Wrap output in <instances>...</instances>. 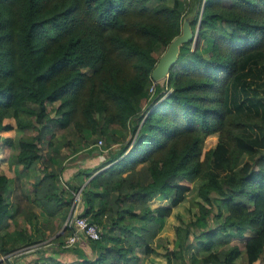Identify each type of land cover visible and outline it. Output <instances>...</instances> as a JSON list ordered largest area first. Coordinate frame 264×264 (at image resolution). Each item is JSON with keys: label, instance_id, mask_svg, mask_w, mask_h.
Listing matches in <instances>:
<instances>
[{"label": "trees", "instance_id": "trees-1", "mask_svg": "<svg viewBox=\"0 0 264 264\" xmlns=\"http://www.w3.org/2000/svg\"><path fill=\"white\" fill-rule=\"evenodd\" d=\"M194 10L195 44L151 94L153 69ZM251 63L264 66V0H0L2 147L31 131L0 152V257L35 247L31 264H61L44 253L61 248L80 204L101 239L71 264H141L139 250L160 248L166 264H264V85L254 103L232 88ZM95 149L107 156L81 172L90 180L76 200L63 165ZM16 177L29 198L18 216ZM156 193L171 206L152 209ZM184 202L195 211L174 248L154 246ZM39 213L61 224L39 226Z\"/></svg>", "mask_w": 264, "mask_h": 264}, {"label": "crops", "instance_id": "crops-1", "mask_svg": "<svg viewBox=\"0 0 264 264\" xmlns=\"http://www.w3.org/2000/svg\"><path fill=\"white\" fill-rule=\"evenodd\" d=\"M7 154H8V156L12 155L11 153H7ZM106 156H107L106 154H100L98 149H95L92 151L82 150V151L74 154L72 157H70L68 160L65 161V163L63 165V172L61 175L62 183H64L65 185H70V186H72V185L73 186H79L80 185L79 191L75 194V199L79 195L80 190L83 187H85L90 180V178L84 179L85 177H84L83 173L91 171L92 169H94L97 165L100 164V162L102 160H104V158ZM81 172H83V173H81ZM93 175H95V173ZM13 191H14V194H16L18 196V199L16 200V202H12L13 199L11 198V200H10L11 201V209L18 216L22 212V210L28 205V200H29L27 191L23 187L21 179L19 177H16L14 180ZM12 197H14V196H12ZM149 204H150L152 209L157 208V207H168V206H171V201H170V199L164 198L161 194L156 193V194L152 195L151 199L149 200ZM78 205L76 206L77 207V213L80 214L83 211V206L80 204H78ZM179 206L180 205L173 207V211H172L171 215H173L175 213V211H177ZM35 210L37 211V209H35ZM170 219H171V217H169V220L166 221V224H165L162 232L155 239L154 246H156L159 243V239H163L164 241L168 240V242H173V240L176 238L175 229L173 228L174 231H171V227L169 226V224H170L169 221H171ZM66 220H64L62 223L63 227H64ZM34 222H36V220ZM37 222H38L39 226L42 223H46V224H50V225H54V226H59V224H61V222H59V218H56V217L50 218L47 216H43L40 213H39V216L37 218ZM61 229H62V227L59 228L58 233L61 231ZM52 238L53 237H50L48 240H51ZM47 248L49 249V251L44 253V255L48 256V257L51 256V257L55 258V260H57L61 264H71V263L75 262L76 260H79L82 254L83 255L87 254L89 256L90 255L92 256L89 245L85 240L80 241L75 246L70 247V248H62L61 247V248L55 249L54 244H52L51 246H49ZM138 253H139V256L141 257V264H146V262H144V261H146L147 255L143 252L142 249L139 250ZM14 257H16V258L12 259V257H11V260H13L17 264H31V262L33 260L41 257V251L37 252V251L33 250L29 253L22 254L21 256H18V257L14 256ZM153 258L157 261L160 260L156 256V253L151 254L150 256H148V259H152V260H150L151 264H152V261L154 260ZM161 258H162L161 259L162 261L160 262V264H166L167 261L165 262L164 258L163 257H161Z\"/></svg>", "mask_w": 264, "mask_h": 264}, {"label": "rangeland", "instance_id": "rangeland-1", "mask_svg": "<svg viewBox=\"0 0 264 264\" xmlns=\"http://www.w3.org/2000/svg\"><path fill=\"white\" fill-rule=\"evenodd\" d=\"M247 69L248 70H246L244 73L245 76H243L239 82H235L234 85H232V88L235 92H239L240 96H242V97L245 94V96L249 98L250 103H254L255 102V97H254L255 94H257V93L259 94V90H258L259 86L264 85L263 77L260 74V72L262 70H264V66H260L258 64H252L251 63ZM243 82H245V85H241ZM241 88L242 89L245 88L246 93H243ZM252 88H254V89L251 92ZM241 98H239L237 102H239L241 100ZM230 105L233 107L234 103H230ZM259 113H261V112L259 111ZM30 134H31V131H29V130H27V131L16 130L14 132V137L12 139L11 144H8V146L5 148L2 147L3 146V138L0 137V152H4L3 149H6L8 151V153H11V154L15 153L19 149L20 144L22 143V140L27 138ZM64 134L67 137L71 136L70 130L65 132ZM56 139L59 141H66L65 137L63 135H61V133L59 135H56ZM216 143H217V135L216 134L211 135L206 139L205 147H206V149L212 148L215 146ZM13 196L14 197H12V199H13L12 202H16V200L18 199V196L16 194H14V191H13ZM194 211H195V209H193L190 206L189 202H184V203L180 204L177 211H175V213L170 216L171 221H169V223H170L169 226L171 227V231H174L173 228L175 229L178 224H186V223L190 222L193 219ZM168 220H169V218H167V221ZM245 239L246 238H243V239L234 238L232 241V244H237L240 246V248L243 249ZM191 241L194 242L195 244H197V241L195 240V238H192ZM164 242L166 243V246H169V247L171 246V248H174V246H175V244H174L175 239L173 240V242H168V240H165ZM223 246H224V244L223 245L218 244V245H216L215 248L217 249V248H221ZM200 253H201V250L199 251L198 256H200ZM14 255L15 254L11 255L12 259L16 258V257H13ZM156 256L160 260L157 261L153 258L154 259L153 263H154V261L160 263L162 261L161 257H163L164 261L166 262L165 249L164 248L158 249ZM150 260H152V259H148V256H147V259L144 262H146V264H151Z\"/></svg>", "mask_w": 264, "mask_h": 264}, {"label": "built area", "instance_id": "built-area-1", "mask_svg": "<svg viewBox=\"0 0 264 264\" xmlns=\"http://www.w3.org/2000/svg\"><path fill=\"white\" fill-rule=\"evenodd\" d=\"M155 83L156 82L154 81L150 88L151 94L154 92ZM102 145V140H99L96 144L99 149L102 148ZM76 200H79V195L77 196ZM64 228H67L70 233L61 246L62 248L73 247L83 240L97 241L101 239L100 228L95 223L90 222L86 217H81L77 213V207L75 205L70 210L68 218L64 224ZM33 250H35V247H30L25 251L15 253L14 256H21L22 254L29 253ZM11 257V255L1 257V264H17L11 260Z\"/></svg>", "mask_w": 264, "mask_h": 264}, {"label": "water", "instance_id": "water-1", "mask_svg": "<svg viewBox=\"0 0 264 264\" xmlns=\"http://www.w3.org/2000/svg\"><path fill=\"white\" fill-rule=\"evenodd\" d=\"M195 10L188 13L182 23V32L180 35L176 36L172 42L168 45L167 49L160 56L155 68L152 71V79L155 82H159L168 77L169 70L177 62L181 47L189 42H192L193 45L196 42L198 28L194 32L191 27V23L195 16Z\"/></svg>", "mask_w": 264, "mask_h": 264}]
</instances>
